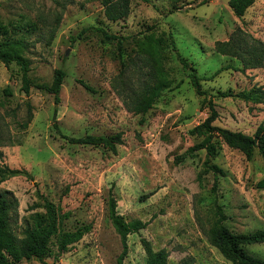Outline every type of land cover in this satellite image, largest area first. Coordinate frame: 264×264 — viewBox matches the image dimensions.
<instances>
[{"label": "rangeland", "instance_id": "rangeland-1", "mask_svg": "<svg viewBox=\"0 0 264 264\" xmlns=\"http://www.w3.org/2000/svg\"><path fill=\"white\" fill-rule=\"evenodd\" d=\"M229 0H130L124 19L109 21L104 7L89 0H0V37L23 38L29 77L50 84L55 70L65 77L55 103L52 94L31 87L22 92L18 68L0 63V192L15 199L11 227L46 231L44 199L68 217L64 232L86 225L78 242L58 253L54 240L45 264H117L119 236L108 216L109 191L126 222L146 224L128 236L125 264H144L146 249L164 250L167 264H232L207 238L215 222L214 204L235 234L264 229V177L258 153L248 160L216 135L212 164L221 173L215 191L205 172V151L176 164L175 157L204 138L200 125L210 115L213 126L252 135L264 126V67L236 71L238 60L215 51V44L236 34L264 45V0H255L241 19ZM52 30L54 38L48 42ZM104 30L126 38L102 43ZM171 33L182 57L194 67L207 96L194 93L185 71L167 43L152 50L148 39ZM67 52V54H66ZM155 57L169 89L140 123L146 88L145 58ZM94 93L87 91L82 83ZM7 89L11 95H5ZM260 91L261 103L221 97L228 91ZM62 134H122L116 153L104 147L70 145L53 129V114ZM31 121L23 127L28 115ZM8 170L27 175L10 177ZM246 250L264 259V245ZM20 264H41L23 260Z\"/></svg>", "mask_w": 264, "mask_h": 264}, {"label": "trees", "instance_id": "trees-1", "mask_svg": "<svg viewBox=\"0 0 264 264\" xmlns=\"http://www.w3.org/2000/svg\"><path fill=\"white\" fill-rule=\"evenodd\" d=\"M98 1L104 7V16L107 20L116 22L124 19L130 12V0H89ZM255 0H229L228 6L237 19H241L248 8L254 4ZM0 29H3L0 27ZM56 30H52L48 42L54 38ZM102 33V43L108 44L116 42L117 50L120 52L122 42L125 37L116 34H109L104 30ZM246 36H237L234 34L228 40L217 42L215 51L223 56H228L238 60L241 68H231L236 71H245L248 69H257L264 67V45L257 40L250 39ZM152 50L158 47L159 44L167 43L170 49L175 53L179 63L185 71L194 93L198 97L207 96V92L202 89L201 81L197 71L188 61L181 56L178 51L175 39L171 33H161L158 38L151 36L148 39ZM30 43L23 38L7 36L6 32L0 37V63L6 67L15 65L21 77L22 92L28 96L31 87L46 91L53 95L55 103L59 102V93L64 81L65 74L61 70H55L53 73L52 82L48 84L35 83L29 77L30 61L25 54L30 51ZM144 66L150 65L151 70L144 72L146 97L140 108V123H143L146 114L153 109L154 105L163 97L165 90L169 89L167 81L161 75L158 69V62L155 57L145 58ZM82 83L83 87L94 93V90L88 85ZM5 95H11L5 89ZM221 97H231L242 100L246 103H261L262 98L260 91H242L232 93L230 91L220 94ZM210 104V115L200 125L203 129L204 138L200 143L189 147L183 154L175 157L176 164L184 162L188 158H192L195 152L205 151V161L203 167L205 172L213 174V188L215 191L218 183V175L221 170L212 164V159L216 156V143L214 141L216 135L219 136L222 142L229 148L236 149L241 152L248 160H251L255 153L261 158L264 167V126L261 124L255 132L250 136L242 132H234L227 129L213 126V122L217 117L214 106ZM53 129L60 137L67 141L70 145H84L93 147H104L113 153H116V147L122 144V134L113 135H84L82 137H69L60 131L56 122V111L53 114ZM31 121L30 114L24 122L23 127H26ZM10 177L18 175H27L21 170H8ZM257 188L264 190V177L257 183ZM44 206L49 219V226L46 231L36 233L29 227L23 229L21 236L17 237L11 227V213L15 209V199L9 191L0 192V264H20L23 260H37L41 264H45L44 260L50 254V245L54 240L57 252L63 253L67 247L78 242L89 231V226L83 225L74 231L64 232L62 230L63 221L68 217L67 214L55 207L52 203L44 199ZM108 216L111 225L119 236L121 243V252L117 257V264H125L124 259L128 255V236L144 229L146 224L134 220L126 222L124 218L118 214L116 200L109 191L108 195ZM215 222L208 230L207 238L210 244L221 252L223 258L232 264H264V259L257 257L246 250L248 246L264 245V229L255 230L249 234H235L231 232L225 225L227 220L226 215L221 208L214 204ZM144 264H167V254L164 250L152 252L149 248L146 249V259Z\"/></svg>", "mask_w": 264, "mask_h": 264}, {"label": "water", "instance_id": "water-1", "mask_svg": "<svg viewBox=\"0 0 264 264\" xmlns=\"http://www.w3.org/2000/svg\"><path fill=\"white\" fill-rule=\"evenodd\" d=\"M66 54H67V52H66Z\"/></svg>", "mask_w": 264, "mask_h": 264}]
</instances>
